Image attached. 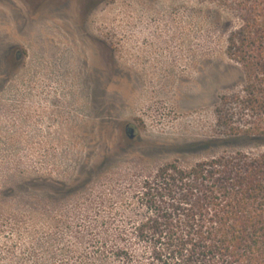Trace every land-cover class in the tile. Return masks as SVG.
<instances>
[{
	"label": "rangeland",
	"instance_id": "374dc122",
	"mask_svg": "<svg viewBox=\"0 0 264 264\" xmlns=\"http://www.w3.org/2000/svg\"><path fill=\"white\" fill-rule=\"evenodd\" d=\"M223 33L193 0H0V264H82L161 164L256 149L217 123Z\"/></svg>",
	"mask_w": 264,
	"mask_h": 264
},
{
	"label": "trees",
	"instance_id": "16d2710c",
	"mask_svg": "<svg viewBox=\"0 0 264 264\" xmlns=\"http://www.w3.org/2000/svg\"><path fill=\"white\" fill-rule=\"evenodd\" d=\"M193 1L216 14L242 72L215 109L223 141L256 149L161 164L126 199L124 228L101 230L82 264H264V0Z\"/></svg>",
	"mask_w": 264,
	"mask_h": 264
},
{
	"label": "flooded vegetation",
	"instance_id": "af4514ba",
	"mask_svg": "<svg viewBox=\"0 0 264 264\" xmlns=\"http://www.w3.org/2000/svg\"><path fill=\"white\" fill-rule=\"evenodd\" d=\"M28 1H36V2H41L43 0H28ZM91 1H95V0H91ZM125 132L128 134L129 138H133L134 137V129L128 125H126L125 127Z\"/></svg>",
	"mask_w": 264,
	"mask_h": 264
}]
</instances>
